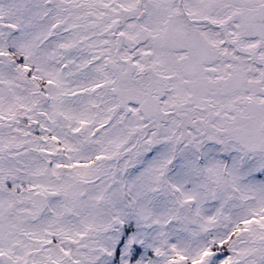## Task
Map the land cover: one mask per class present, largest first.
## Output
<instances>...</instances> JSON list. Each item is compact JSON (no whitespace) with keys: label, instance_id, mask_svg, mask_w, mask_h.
I'll return each instance as SVG.
<instances>
[{"label":"snow or ice","instance_id":"obj_1","mask_svg":"<svg viewBox=\"0 0 264 264\" xmlns=\"http://www.w3.org/2000/svg\"><path fill=\"white\" fill-rule=\"evenodd\" d=\"M0 264H264V0H0Z\"/></svg>","mask_w":264,"mask_h":264}]
</instances>
